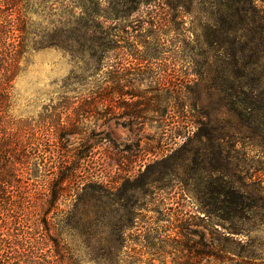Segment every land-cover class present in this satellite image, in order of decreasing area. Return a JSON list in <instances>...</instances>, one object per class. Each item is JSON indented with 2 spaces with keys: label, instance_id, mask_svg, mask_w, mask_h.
I'll list each match as a JSON object with an SVG mask.
<instances>
[{
  "label": "trees",
  "instance_id": "trees-1",
  "mask_svg": "<svg viewBox=\"0 0 264 264\" xmlns=\"http://www.w3.org/2000/svg\"><path fill=\"white\" fill-rule=\"evenodd\" d=\"M103 4L108 7L105 15L100 9L102 0H0V264H81L73 251L72 242H78L73 233L86 235L103 227L116 234L95 240L104 247L103 264H142L139 252L130 255L123 251L127 247L123 233L134 226L133 221L120 218L103 224L102 193L95 190L90 199L82 198L86 190L83 182L71 189L86 157L63 156L52 177L41 181L46 189L41 201L30 193L33 184L25 180L40 179L41 164L48 171L58 166L54 162L56 148L11 117L13 83L33 51L56 48L71 53L78 44L90 45L87 50L93 52L103 48L106 54L115 40L123 38L118 25L151 7L165 9L172 20L151 17L143 22L146 27L140 35H129L128 41L147 49L165 40L177 43L179 50L172 57L188 59L190 67L194 58L188 49L196 47L189 48L190 40L174 18L191 13L194 6H201L198 10L206 15V45L216 59L211 79L219 95L215 113L226 109L230 117L228 123H222L210 112L203 113L201 118L206 120L198 118L196 124L210 123L212 132L196 137L199 142L205 138L216 143L212 155H217L219 165L213 171L221 176L214 181L203 179V217L177 214L169 226L157 227L154 236L141 239L140 252L174 256L176 264H264V245L258 237L264 227V189L244 192L227 183L223 180L227 166L220 164L227 139L230 144L246 139L262 156L257 163L261 165L264 159V8L256 0H103ZM35 16H45L48 27L39 26ZM108 22L116 24L115 29L107 26ZM140 53L142 62L158 58L150 51ZM196 56L209 59V52L200 50ZM200 80L188 77L183 83L190 108L196 105L192 96ZM65 84L67 87L68 82ZM75 192L80 201L58 212L60 199L71 198ZM134 210L128 205L105 208L110 215L133 214ZM57 213L64 215L57 217ZM91 214L97 218L91 220ZM211 217L217 218L218 224L210 221ZM68 235L70 240L63 237ZM81 242L88 245L91 240Z\"/></svg>",
  "mask_w": 264,
  "mask_h": 264
},
{
  "label": "rangeland",
  "instance_id": "rangeland-1",
  "mask_svg": "<svg viewBox=\"0 0 264 264\" xmlns=\"http://www.w3.org/2000/svg\"><path fill=\"white\" fill-rule=\"evenodd\" d=\"M256 3L264 8V0ZM103 5L102 0L100 9L105 15L108 7ZM199 8L202 7L194 6L191 13L174 18L181 33L188 36L189 48L196 47L193 51L188 49L194 58L190 67L188 59L172 57L179 50L177 43L165 40L147 49L128 41L129 35H140L146 27L143 22L151 17L172 20L165 9L151 7L118 25L123 38L115 40L106 54L103 48H97L94 56L93 51L87 50L90 45L78 44L71 53L56 48L33 51L27 55V63L13 83L11 117L21 121L27 131H37L41 139L49 140L56 148L57 168L48 171L41 164L40 179L25 180L33 184L30 193L41 201V193L46 191L41 181L52 177L63 156L86 157L71 189L74 191L83 182L86 190L82 198L90 199L95 190L102 193L103 224L120 218L133 221L134 226L123 233L127 240L123 251L130 255L139 252L142 264H176L174 256L140 252L141 239L145 235L154 236L159 227L169 226L177 214L203 217V179L214 181L221 176L213 171L219 165L217 155H212L216 143L205 138L199 142L196 137L198 133L212 132L210 123L196 124L198 118L206 120L201 118L203 113L210 112L212 118L217 116L222 123L230 120L226 109L215 113L219 95L211 79L216 59L213 49L206 45L208 20ZM34 19L42 28L48 27L45 16ZM106 25L115 29L116 24ZM200 50H208L209 59L196 56ZM144 51L158 58L142 62L139 57ZM188 77L201 79L196 95L192 96L197 99L192 108L187 106L183 88ZM42 145L44 150L46 142ZM224 149L225 158L220 160V164L227 166L223 180L244 192L264 189V159L261 165L257 163L262 156L248 146V141L230 144L227 139ZM77 195L75 192L71 198L60 199L58 212L79 202ZM119 205L135 210L124 215L105 212L107 206ZM63 215L57 213V217ZM96 218L90 215L91 220ZM210 221L218 224L215 217ZM73 236L78 240L72 242L76 260L81 264H103L101 255L105 250L95 240L104 241L116 234L103 227L102 231L93 230L86 235L75 232ZM258 237L264 245V227ZM86 238L91 240L88 245L81 242Z\"/></svg>",
  "mask_w": 264,
  "mask_h": 264
}]
</instances>
